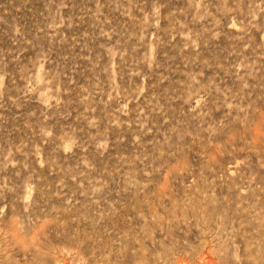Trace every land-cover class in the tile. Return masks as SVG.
<instances>
[{"label":"rangeland","instance_id":"1","mask_svg":"<svg viewBox=\"0 0 264 264\" xmlns=\"http://www.w3.org/2000/svg\"><path fill=\"white\" fill-rule=\"evenodd\" d=\"M56 262L264 264V0H0V264Z\"/></svg>","mask_w":264,"mask_h":264},{"label":"bare ground","instance_id":"2","mask_svg":"<svg viewBox=\"0 0 264 264\" xmlns=\"http://www.w3.org/2000/svg\"><path fill=\"white\" fill-rule=\"evenodd\" d=\"M58 250V249H57ZM51 251H53V250H51ZM140 251V250H139ZM138 251V252H139ZM68 252H66L65 254H67ZM139 254V253H138ZM156 254H158V253H156ZM73 255H75V254H73ZM151 255V254H150ZM54 256V255H53ZM60 256H61V254H60ZM56 257V256H55ZM52 258V257H51ZM71 258V257H70ZM74 258V257H73ZM78 258V257H77ZM47 259V258H46ZM45 259V260H46ZM49 259H50V256H49ZM72 259V258H71ZM75 259H76V257H75ZM74 259V260H75ZM181 259V258H180ZM88 260V259H87ZM150 260V259H149ZM177 260V259H176ZM204 260V259H203ZM215 260V259H214ZM80 261V260H79ZM145 261V260H144ZM61 262H63V261H61ZM80 262H82V261H80ZM89 262H90V260H89ZM205 262H209V260L208 261H205ZM210 263V262H209ZM47 264V263H46ZM56 264H57V262H56ZM58 264H59V262H58ZM63 264V263H62ZM145 264H146V262H145ZM163 264V263H162ZM166 264V263H165ZM177 264H179V263H177ZM207 264V263H206ZM213 264V263H212Z\"/></svg>","mask_w":264,"mask_h":264}]
</instances>
